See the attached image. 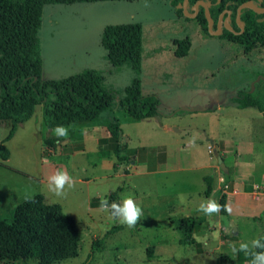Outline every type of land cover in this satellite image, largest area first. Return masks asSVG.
Wrapping results in <instances>:
<instances>
[{
	"label": "rangeland",
	"instance_id": "1",
	"mask_svg": "<svg viewBox=\"0 0 264 264\" xmlns=\"http://www.w3.org/2000/svg\"><path fill=\"white\" fill-rule=\"evenodd\" d=\"M95 4L45 7L42 79L60 80L87 69L101 71L105 86L115 95L113 113H104L99 123H74L66 127L67 136L58 137L45 126L43 107L38 106L33 118L4 143L10 150L5 162L10 169L0 166V220L10 221L17 206L36 195L48 204L61 205L78 223L81 250L77 258L54 264H247L250 255L233 253L232 247L247 243L250 250L252 241L264 240V206L254 194L258 179L242 175L233 166L225 174L219 157L230 163L232 153H225L222 142L218 149L213 140L232 139L238 152L251 145L255 154L248 159L256 165L261 160L264 119L257 109H237L231 99L240 91L250 92L253 84L256 96L264 98V48L246 54L237 44L204 34L194 19L178 17L168 0ZM125 24L142 26V93L159 97V118L138 121L125 115L120 100L135 74L126 66L114 69L100 57L106 55L101 44L104 29ZM186 39L190 51L178 58L176 44ZM221 107L227 110L220 111ZM109 116L119 120L129 144L122 161L113 154L105 160L99 155L98 139ZM11 126L0 124V146ZM53 138L58 140L55 146L45 144ZM61 170L73 178L75 187L66 186V195L57 197L48 189V178ZM208 175L223 180L213 198L218 204L227 180L245 178L243 191L252 195L243 199L246 215L233 220L222 211L208 216L200 210L207 202L204 178ZM129 196L142 210L132 228L100 209L101 200L110 205ZM189 216L198 221L194 243L183 244L186 235L178 225ZM114 227L116 232L96 250L94 243ZM149 249H153L151 258ZM0 264L38 263L0 260Z\"/></svg>",
	"mask_w": 264,
	"mask_h": 264
},
{
	"label": "trees",
	"instance_id": "2",
	"mask_svg": "<svg viewBox=\"0 0 264 264\" xmlns=\"http://www.w3.org/2000/svg\"><path fill=\"white\" fill-rule=\"evenodd\" d=\"M119 1L140 0H0V124L10 122L12 125L0 146L1 167L10 169L5 164L10 159V150L4 143L14 138L21 124L33 118L38 106L43 107V120L49 130L58 125L69 127L74 123L95 121L103 118L104 113H113L115 95L105 86L101 71L87 69L68 78L43 81L41 30L46 6ZM168 1L176 15L184 18V0ZM199 1L208 5L214 30L219 16L224 11H231L229 23L234 31L223 28L217 38L239 45L246 54L264 48V14L244 9L242 27L237 23L241 5L251 2L264 8V0H189L190 13H194L192 9ZM194 20L204 34L212 36L203 7ZM142 35L140 24L112 25L104 29L101 39L109 64L114 69L130 67L135 74L120 100V108L126 116L138 121L161 116L159 97L142 93ZM176 45L178 58L185 57L191 48L189 39ZM231 102L240 109H257L264 116V98L257 97L255 91H240ZM107 120L110 137L99 140V155L104 159L113 154L122 161V153L128 150L129 144L119 120L113 116ZM53 139H46L45 144L55 146L58 140ZM213 179L211 176L204 178L206 197L213 193ZM220 205H226V195L221 197ZM221 211L228 214L223 207ZM197 223L192 216L180 220L178 229L186 235L183 244L194 243L192 235ZM117 229L114 227L95 242V249L100 250L104 240ZM260 243L264 244V240ZM80 250L81 236L76 219L67 215L61 205L46 203L41 195L19 204L10 221L0 220V260L54 264L77 258ZM256 250L264 252V248ZM152 251L149 249L150 258Z\"/></svg>",
	"mask_w": 264,
	"mask_h": 264
},
{
	"label": "crops",
	"instance_id": "3",
	"mask_svg": "<svg viewBox=\"0 0 264 264\" xmlns=\"http://www.w3.org/2000/svg\"><path fill=\"white\" fill-rule=\"evenodd\" d=\"M95 5H96L95 3H90V7H95ZM100 57L106 58V55L102 54V55H100ZM228 109L230 110L232 108L229 107ZM237 109L246 110V109H240V108H237ZM247 109H250V108H247ZM219 110L220 111L227 110V108L221 107V109H219ZM259 113L262 115V117L264 119L263 114L261 112H259ZM227 115H231V113L227 114ZM100 121H102V120H95V123H99ZM107 123H108V121H107ZM104 128H105V130L103 132L104 135L98 139V143H99L100 139L110 137V134L107 130V125ZM232 141H233L232 139L225 137V138H220L219 141H217V143H215L216 141L213 140V144H215L216 147L219 149L218 145L222 142L225 145V153H228L229 151H231L232 156H234V157H232V156L228 157L230 159V163H228V160L225 156H223V157L220 156L223 158V160H225V163L227 164L228 169H230L233 166L236 169L240 170L242 175H244L246 177H255L258 179V180L256 179L257 181L255 182V185H254V188H256L254 194L256 195L257 201L256 200H254V201L263 202V203H261V204L259 203V204L261 206L262 205L264 206V196H257V191H258L257 189L259 187H264V152L261 153V160H259V163L256 165L253 162H250V160L248 159L249 157H252L255 154V151L251 147V145H250V147H248L244 150H242L243 148L241 147L240 148L241 151L238 152L234 149L235 146H233ZM262 142H264V140ZM189 164H190V167L188 168V170H191V166H192L191 161ZM207 170H211L210 165L207 166ZM213 178H214L213 179L214 180L213 181V193L211 194L210 197H206V201H208L209 198L213 199L216 192L220 191V189H221V185H222L223 180L219 176L216 177V175L213 176ZM243 180H245V178ZM243 180H237V179H235L234 181H232V180L228 181L227 180L226 183L228 185L227 184H226L227 186L225 185L226 189L221 194L222 196L226 195V205L230 206L232 209L231 214H229V213L228 214H229V216L232 217L233 220H237L238 217H242V215H246V210H247L246 203H247V201L244 202L243 199L246 198L248 200V198H250V196H252L251 193H245L243 191V186L245 185V181H243ZM259 181H261V183H260L261 186H258ZM89 183H90V181L87 182V184H89ZM258 200H260V201H258ZM227 201L229 202L228 204H227ZM196 205H200V204H196ZM262 213L264 214V209H263ZM249 251L255 252L256 250H255V248H252ZM252 259H253V257L250 255L247 257L245 262H247V264H250V261Z\"/></svg>",
	"mask_w": 264,
	"mask_h": 264
},
{
	"label": "clouds",
	"instance_id": "4",
	"mask_svg": "<svg viewBox=\"0 0 264 264\" xmlns=\"http://www.w3.org/2000/svg\"><path fill=\"white\" fill-rule=\"evenodd\" d=\"M54 133L58 137H65L68 135V129L65 126L58 125L54 129ZM75 187L73 178L66 171H57L55 174L48 178V189L54 193L57 197H63L66 195L65 188ZM223 210L231 214L232 209L228 205L221 206L214 199L209 198L206 203L200 205V210L205 215L212 216L218 214ZM100 209L103 211H110L111 215L118 219L122 225H126L129 228L134 227L142 215V210L135 203L134 199L129 197L123 198L121 203L113 202L109 205L107 200H101ZM253 248H264V244L260 243V240L252 241ZM233 253L238 251L245 252L246 255H251L253 259L250 264H264V252H250L247 243H241L239 249L235 246L232 247Z\"/></svg>",
	"mask_w": 264,
	"mask_h": 264
},
{
	"label": "water",
	"instance_id": "5",
	"mask_svg": "<svg viewBox=\"0 0 264 264\" xmlns=\"http://www.w3.org/2000/svg\"><path fill=\"white\" fill-rule=\"evenodd\" d=\"M188 5H189V0H184L183 11H184L185 16L187 18H190V19H195L197 17L200 7H203L205 9L206 16H207V19H208V30H209V33L212 36H215V37L220 36L221 33H222L223 28L228 29L230 31H234L233 27L229 23L230 18H231V11H224L219 16L216 30H214L213 18L211 17L208 5L204 1H199V2H197L195 4V6L192 9L194 11V13H192V14H190L188 12ZM244 9L253 10L254 12H256L258 14H264V8H258L251 2L244 3L243 5H241L238 8V13H237V23L241 27H242V25H241V13H242V10H244ZM226 14H228V16L225 18ZM254 90H255V84H253V86H252L251 93H253ZM183 110L184 111H189V112L195 111L194 109H189V108H183ZM219 163H220V166H221L222 170L225 172V174H228V172H229L228 168L225 166L222 157H219ZM232 226H233V234L237 235L238 234L237 228H235L234 225H232Z\"/></svg>",
	"mask_w": 264,
	"mask_h": 264
},
{
	"label": "built area",
	"instance_id": "6",
	"mask_svg": "<svg viewBox=\"0 0 264 264\" xmlns=\"http://www.w3.org/2000/svg\"><path fill=\"white\" fill-rule=\"evenodd\" d=\"M257 196H264V187H259L258 188Z\"/></svg>",
	"mask_w": 264,
	"mask_h": 264
}]
</instances>
